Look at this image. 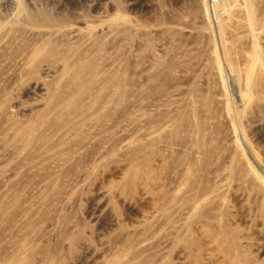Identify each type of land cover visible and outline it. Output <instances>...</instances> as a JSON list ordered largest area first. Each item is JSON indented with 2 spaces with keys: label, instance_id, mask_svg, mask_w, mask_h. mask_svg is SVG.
<instances>
[{
  "label": "rangeland",
  "instance_id": "1",
  "mask_svg": "<svg viewBox=\"0 0 264 264\" xmlns=\"http://www.w3.org/2000/svg\"><path fill=\"white\" fill-rule=\"evenodd\" d=\"M11 263L264 264V0H0Z\"/></svg>",
  "mask_w": 264,
  "mask_h": 264
},
{
  "label": "built area",
  "instance_id": "2",
  "mask_svg": "<svg viewBox=\"0 0 264 264\" xmlns=\"http://www.w3.org/2000/svg\"><path fill=\"white\" fill-rule=\"evenodd\" d=\"M211 5H214L215 3H217L218 0H209ZM213 15H214V12H213Z\"/></svg>",
  "mask_w": 264,
  "mask_h": 264
},
{
  "label": "bare ground",
  "instance_id": "3",
  "mask_svg": "<svg viewBox=\"0 0 264 264\" xmlns=\"http://www.w3.org/2000/svg\"><path fill=\"white\" fill-rule=\"evenodd\" d=\"M83 68V67H82ZM12 264V263H11ZM16 264H19V263H16Z\"/></svg>",
  "mask_w": 264,
  "mask_h": 264
}]
</instances>
